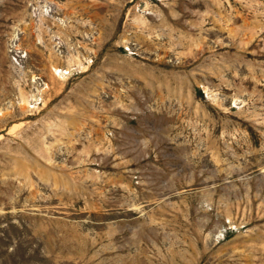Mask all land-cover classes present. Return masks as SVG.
Returning <instances> with one entry per match:
<instances>
[{
  "label": "rangeland",
  "instance_id": "374dc122",
  "mask_svg": "<svg viewBox=\"0 0 264 264\" xmlns=\"http://www.w3.org/2000/svg\"><path fill=\"white\" fill-rule=\"evenodd\" d=\"M0 264H264V0H0Z\"/></svg>",
  "mask_w": 264,
  "mask_h": 264
}]
</instances>
